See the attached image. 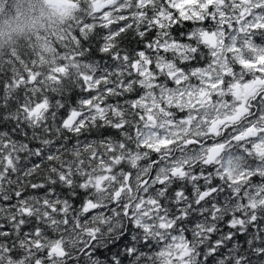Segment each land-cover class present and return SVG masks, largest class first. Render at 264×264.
Instances as JSON below:
<instances>
[{
  "label": "snow or ice",
  "instance_id": "6c2138e0",
  "mask_svg": "<svg viewBox=\"0 0 264 264\" xmlns=\"http://www.w3.org/2000/svg\"><path fill=\"white\" fill-rule=\"evenodd\" d=\"M13 19L0 264H264V0H17Z\"/></svg>",
  "mask_w": 264,
  "mask_h": 264
},
{
  "label": "clouds",
  "instance_id": "9594fccd",
  "mask_svg": "<svg viewBox=\"0 0 264 264\" xmlns=\"http://www.w3.org/2000/svg\"><path fill=\"white\" fill-rule=\"evenodd\" d=\"M14 14L12 16L9 17H5V16H0V29H3L5 31L9 30V24L11 25V27H15L16 26V22L13 19Z\"/></svg>",
  "mask_w": 264,
  "mask_h": 264
},
{
  "label": "trees",
  "instance_id": "16d2710c",
  "mask_svg": "<svg viewBox=\"0 0 264 264\" xmlns=\"http://www.w3.org/2000/svg\"><path fill=\"white\" fill-rule=\"evenodd\" d=\"M16 2H17V0H8V4L10 6V8H9L10 10H12V8H13L14 4H16ZM7 12H9V10L6 11L5 13H3V14H0V16H4ZM113 251H116V249L113 248ZM104 255H110V254L109 253H104ZM125 264H128L127 260H125Z\"/></svg>",
  "mask_w": 264,
  "mask_h": 264
},
{
  "label": "rangeland",
  "instance_id": "374dc122",
  "mask_svg": "<svg viewBox=\"0 0 264 264\" xmlns=\"http://www.w3.org/2000/svg\"><path fill=\"white\" fill-rule=\"evenodd\" d=\"M13 14L15 15V4H14L12 10L9 9V12H7L4 16L9 17V16H12Z\"/></svg>",
  "mask_w": 264,
  "mask_h": 264
}]
</instances>
